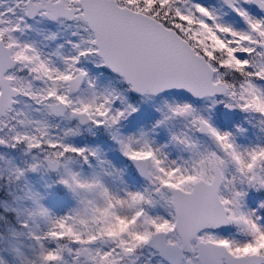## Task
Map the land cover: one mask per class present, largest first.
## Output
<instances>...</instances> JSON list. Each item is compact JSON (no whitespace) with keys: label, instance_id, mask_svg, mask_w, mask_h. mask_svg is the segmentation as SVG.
<instances>
[{"label":"snow or ice","instance_id":"1","mask_svg":"<svg viewBox=\"0 0 264 264\" xmlns=\"http://www.w3.org/2000/svg\"><path fill=\"white\" fill-rule=\"evenodd\" d=\"M0 264H264V0H0Z\"/></svg>","mask_w":264,"mask_h":264}]
</instances>
